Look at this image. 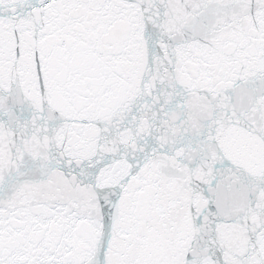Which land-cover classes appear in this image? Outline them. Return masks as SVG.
I'll use <instances>...</instances> for the list:
<instances>
[{
  "label": "snow or ice",
  "instance_id": "1",
  "mask_svg": "<svg viewBox=\"0 0 264 264\" xmlns=\"http://www.w3.org/2000/svg\"><path fill=\"white\" fill-rule=\"evenodd\" d=\"M0 264H264V0H0Z\"/></svg>",
  "mask_w": 264,
  "mask_h": 264
}]
</instances>
